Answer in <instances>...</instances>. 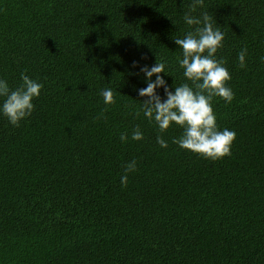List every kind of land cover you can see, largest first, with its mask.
Segmentation results:
<instances>
[{
    "label": "trees",
    "instance_id": "16d2710c",
    "mask_svg": "<svg viewBox=\"0 0 264 264\" xmlns=\"http://www.w3.org/2000/svg\"><path fill=\"white\" fill-rule=\"evenodd\" d=\"M0 264H264V0H0Z\"/></svg>",
    "mask_w": 264,
    "mask_h": 264
}]
</instances>
